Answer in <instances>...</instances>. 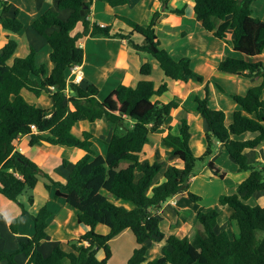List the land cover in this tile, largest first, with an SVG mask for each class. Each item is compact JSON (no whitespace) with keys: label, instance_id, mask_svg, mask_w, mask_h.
<instances>
[{"label":"trees","instance_id":"obj_1","mask_svg":"<svg viewBox=\"0 0 264 264\" xmlns=\"http://www.w3.org/2000/svg\"><path fill=\"white\" fill-rule=\"evenodd\" d=\"M93 1L59 0L56 7L48 8L32 22L31 28L51 49L50 74L44 64L38 65L37 52L32 46L26 56H15L19 39L7 37L0 50V196L16 204L21 216L29 217L34 224V235L23 237L18 235L19 217L11 221L9 229L17 236L19 248L0 247V263L20 264L17 258L23 255L26 264H108L112 258L110 242L130 231L136 248L126 264H264V206L245 204L254 194L264 191V163H250L248 155L264 145V63L257 60L264 54V20L255 15L256 0H192L196 19L213 38L228 43L227 33L233 32L228 43L233 54L219 63L218 71L261 83L243 96L232 95L238 109L228 122L223 110L210 106V82H207L204 97H194V109L207 126L204 154L196 157L191 150L192 133L187 115L162 137L163 145L180 161L181 168L163 167L159 161L152 163L145 158L150 136L158 133L180 107L176 99L162 101L170 92L169 84L150 79V63L142 65V79L136 86L119 85L103 100L98 97L100 91L96 85L82 87L71 81L70 71L84 62L83 40L107 36L126 40L133 50L151 56L168 81L204 84V76L192 69L189 57L176 60L161 46L156 31L160 13L156 12L146 25L117 17L130 28L127 34L115 31L111 25L102 27L92 23L89 16ZM102 1L111 7L130 2ZM65 10L71 11L67 19L59 13ZM83 11H87L85 16ZM183 11L170 9L174 14ZM0 23L13 34H20L25 28L20 11L12 10L11 4L3 0H0ZM24 91L37 98L47 95L52 107L47 110L30 104L22 94ZM183 111L188 113L185 108ZM98 121L111 124L106 156L95 151L92 132L83 131L80 136L74 133L78 123ZM24 136H30L31 147L47 143L80 149L85 156L76 163L65 184L56 182L17 149L16 141ZM217 145L227 150L238 172L248 173L238 186V194L219 198L221 205L232 209L229 220L237 224L239 235L231 239L226 230L219 231L220 213L211 210L198 213L202 228L191 237L175 234L167 237L155 211L183 192H187L191 202L202 200L190 191V182L196 177L197 164L212 158ZM67 164L64 160L63 166ZM209 169L221 179L226 177L227 171L214 162H209ZM161 173L162 182L156 183ZM41 177L46 180L45 190L58 188L55 198L74 209L78 224L89 229L80 238L68 241V249L57 246L48 256H44L41 246L48 237L53 212L46 204L33 215L19 201L24 193L35 191ZM112 198L130 202L134 208L119 206ZM28 202L33 207V194ZM98 226L106 227L108 233H98ZM150 241L166 242L163 256L151 261L147 258Z\"/></svg>","mask_w":264,"mask_h":264},{"label":"crops","instance_id":"obj_2","mask_svg":"<svg viewBox=\"0 0 264 264\" xmlns=\"http://www.w3.org/2000/svg\"><path fill=\"white\" fill-rule=\"evenodd\" d=\"M3 1L10 3L12 6V10L18 9L20 11V19L24 23H26L25 24V28H26L27 25L32 24V22L38 16L43 14L48 8L56 7L59 0H40V2L34 0H26V2L30 5L29 11L32 15V20L29 22L24 21L25 20L24 15L27 13L28 10L24 12L25 9L22 8L19 0H13V2H11V0H3ZM263 2L261 0H256V4H259V6L263 7L262 8L263 14H258L257 11H254L255 15L262 20H264ZM28 4H25L26 8H29ZM170 9H174V10L183 9L184 11L183 13L174 14L170 12ZM156 12L160 13V18L157 21L156 31L157 34L158 33L162 34V39L158 34L161 42V46L168 51H172L173 55L178 58L188 57L189 55L188 53H191L190 59H191L192 69L198 74L204 76L206 80L204 84H198L193 81L189 83L182 82L181 85L186 86L185 89L187 90V95L188 96L191 95L190 98L192 97L193 100L195 96H199L203 98L204 88L206 87L207 82H210V86H209L210 106L215 110H223L227 115L228 122H230L232 113L238 109L237 104L231 98L232 95L243 96L247 93V91L250 88L259 85L261 82L260 80L244 79L218 71L219 63L227 56L233 54V50L228 44L233 39V32L229 31L227 33L226 41L228 43H226L223 40H218L213 38L211 34L207 33L204 29H202L200 22H198V20L196 19L194 13V4L192 0H130V2L127 5L119 6V7H111L109 4H107L102 0H94L91 6L89 20L92 23H96L102 27L111 25L113 26V29L115 31L122 30L124 31V33L128 34L131 31L130 28L127 27L123 22L119 21L117 17H125L131 19L132 21L138 24L146 25L150 22L152 16ZM59 13L63 19H67L69 18L71 11L65 10V11H60ZM170 15L178 17V19H180L182 23L179 22L178 20H176L174 23H169ZM0 29H1L0 41L3 39L2 47L0 48V50L6 44L7 37H14L16 39H19V43H20L19 48L17 53L15 54V56H19L18 52L23 47L22 45H24L23 44L24 36L21 37L22 33L13 34L9 31L4 30L2 28V25H0ZM52 31L53 29L50 30V32ZM34 34L32 33L29 35L31 39H29V37L27 36L28 46H32L31 41L36 42V44L49 46L47 41L43 37L39 36L37 33H36L37 35ZM198 34L201 36L198 37ZM38 38L41 39L43 38L45 41H42ZM135 39L138 41V39L141 40L142 38L140 37L137 38L136 36ZM174 44L177 45L178 47L177 50L173 48ZM81 45L84 49V62L82 65H80V71L83 74V80H82L83 83L81 82V84L83 85L81 84L80 85L82 87H86L87 84L96 85L100 90L99 96L103 90L106 91V95L108 96L119 85H126L129 87L136 86L137 83L142 79V76L140 75V69L144 63H150L152 65V75L150 79L157 82H167L169 84V89H170V81H168L164 73H163V77L155 78L153 76L154 65H156L153 61L154 59L153 58L150 59L148 57L149 56L148 54H143L133 50L128 45L126 40H122L120 38H109L107 36H97L94 38L92 37L86 38L81 42ZM218 46H220V48ZM48 49L49 50L45 56L48 58L46 59L49 65V69L47 70V72L48 74H50L53 69V64L50 60L51 49L50 47ZM24 50H26L25 47ZM28 52L29 51L24 52L23 57L26 56ZM36 52L38 59L39 57L38 48L36 49ZM262 59L264 60V54L261 58L257 60L263 61ZM69 79L72 81L70 77ZM219 86L223 89V91L220 90ZM24 92L22 93L23 95ZM168 94H170V92ZM43 97L44 95H42L38 99ZM47 98H48L47 100L50 101L51 104L49 106L47 105L48 107H43V108L49 110L52 107V101L48 96ZM99 99L103 100L104 98L103 99L99 98ZM175 99L180 104V107L178 108L179 110H183L184 108L188 110V108L185 107L187 105L186 103L187 101L186 98H184V96H177L175 97ZM163 102L166 101L163 100ZM193 108H195V105L193 106ZM191 111L193 110L192 109L188 110V113L186 114L187 118ZM171 117L174 118L173 115H171ZM170 118L168 119L167 123H165L166 125L164 124V126L158 133L153 134V135H157L156 139H158V143H157L159 144L158 146L163 144L162 137L168 133L169 128L176 127V125L180 123V120H176V119H173L171 121L172 123H170ZM82 123L83 122L78 123L77 126H80ZM85 131H90V130H85ZM206 131H207V126L205 125L204 136ZM74 133H75V129H74ZM110 137L103 144L104 148L102 154L99 155L106 156L108 151L107 142L110 140ZM248 137H252V136H248ZM93 142L95 146L96 145L95 139H93ZM16 146L17 149L22 154H25L26 156L31 158V156L29 155L31 149L30 136H24L18 139L16 141ZM35 147L39 150L38 154L42 152L46 156L44 157L43 160H38L36 156L35 159L32 160L34 162L36 161L35 163H37L38 166L43 170L45 168L48 172L45 170L44 171L49 173V175L52 177L54 181L63 184H65L68 181L70 174L73 171L76 163L83 156H85V152L77 148L53 146L47 143H42L41 145H36ZM162 147L163 149L161 151L160 156L159 155L153 156L154 154L152 153L150 154V156H153V158L150 159L146 158V159L152 163L156 161L154 160L155 158H157V161H160L161 159H163L162 161H164V158L166 156L168 157V155L170 154L168 153L169 149L166 146H162ZM204 147L206 150V143ZM224 149L225 148L221 145H217L216 147L218 153ZM248 155L250 158V163L255 161L264 163V145L249 152ZM67 157L71 158L72 163L70 165L68 163L66 167L61 168L62 171H58V172L56 171L55 173L57 174V177L50 174L51 173L50 169L53 168L54 165H56V162H53L52 159L59 158L61 159V163L63 164V161L67 159ZM44 160H46L45 164H44ZM247 177L248 174L247 176H243L241 181L243 182ZM61 178H66V180L63 181ZM57 189L58 188L53 187L52 190L49 192L52 198L49 199L47 205L49 206L50 210L53 212V216L49 221L48 237L42 242V246H41V250L44 256H48L57 246H61L64 249H68V246L66 245L68 241L80 238L89 230L86 226L79 225L78 223H77V228L75 229L69 228L68 214L71 213L73 214L72 210L74 209L67 206L62 200H58L55 198V192L57 191ZM180 194H178L176 197L173 198V202L167 204L162 209L168 208L171 210L170 213L172 214V220L171 219L170 220L173 221V223L175 224L174 226L177 229V231L181 232V234L174 233L175 235H178L179 237H191L192 236L191 233L184 234L185 218L181 215V212L185 210L184 208H180L179 202L176 201V199L180 197ZM254 196H257L259 201L264 203V191L258 192L254 194ZM0 200L3 202L5 201L10 202L3 196H0ZM186 205L189 207L188 203H186ZM15 206L17 205L15 204ZM17 208L18 209H16L15 213L11 216L12 219L8 220V222L12 221L14 218L19 217L18 235L19 236L22 235L23 237H32L34 235L33 221L29 217L21 216V210L19 209L18 206ZM176 208L178 209L177 211L180 212H177ZM39 210H37V212ZM29 212L32 213L33 215L37 214V212L35 213H33L32 211ZM155 212L157 213V211ZM232 213L233 211L228 212V216L225 217L224 220L219 219L218 222L219 231L227 230V228L233 229L232 222L229 220ZM2 214L3 213L0 211V216H2ZM99 227L100 226H98L96 229L97 232ZM102 227L105 228V232L101 234H107L108 229L104 226ZM169 229L171 230V227ZM165 233L167 237L172 235L169 230L168 232ZM129 234H131L130 231H125L124 233H122V235H120L116 239V241L120 239L123 240L124 242L127 241L129 238L127 235ZM132 240H135L134 237ZM14 244H15L14 250H17L18 245L16 243ZM133 244H132L133 248H131L130 250H128V252H126V255L121 259L120 262H118V264H126L128 262V260L130 259V257L134 252V249L136 248V244L134 243V241ZM162 256H163V252H162ZM17 259L20 264L27 263V258H25L23 255H19ZM111 260H113V252H112Z\"/></svg>","mask_w":264,"mask_h":264},{"label":"rangeland","instance_id":"obj_3","mask_svg":"<svg viewBox=\"0 0 264 264\" xmlns=\"http://www.w3.org/2000/svg\"><path fill=\"white\" fill-rule=\"evenodd\" d=\"M34 1L40 2V0H34ZM261 1L263 2V0H261ZM11 2H13V0H11ZM19 2L21 4L22 8L25 9L24 12L28 10L27 13L24 15V19H25L24 21L25 22L31 21L32 15L29 11L30 5L26 2V0H19ZM25 4H28L29 8H26ZM263 4H264V2H263ZM262 8L263 7L259 6V4H255L253 7L254 11H257L258 14H263ZM176 20L181 22V20L178 19V17L170 15V22L169 23H174ZM24 24H26V23H24ZM0 25H1V23H0ZM0 33H1V29H0ZM32 33L33 34L35 33L34 35H37L36 32L31 28V24H29L26 26V28L22 32L21 37L24 36V42H23L24 45H22L23 47L19 50V52H18L19 56L18 57H23V53L26 51H29V46L27 44V36L29 37V39H31V37L29 35ZM158 34L162 39V34L161 33H158ZM200 36L201 35L198 34V37H200ZM38 39L45 41L43 38L42 39L38 38ZM2 40L0 41V48L2 47ZM138 41H141V40L138 39ZM6 42H7V40H6ZM31 45L35 49L38 48V51H39V57L37 59L38 65L44 64L46 66V69L48 70L49 65H48V62L46 60L48 58L45 55L47 54V52L49 50L48 49L49 46L36 44V42H32V41H31ZM175 45L176 44H174L173 48L177 50L178 47H177V45L176 46ZM217 45H219V44H217ZM24 47L26 50H24ZM218 47L220 48V46H218ZM168 52L176 60L180 59L178 57H175L173 55L172 51H168ZM188 54H189L188 57L191 58L190 57L191 53H188ZM148 57L150 59L152 58L151 56H148ZM153 61L156 64V65H154L153 76L155 78L163 77V72L161 71L159 64L155 60H153ZM263 63H264V60H263ZM70 75H71V72H70ZM81 82H80V84H81ZM181 84H182V82L170 81V94L165 95L163 97L162 101L164 100L166 102H169V101L175 99V97H177V96H184V98H186L187 105L185 107H187L188 110H191V109L193 110L188 115V120H189V123L191 126V133H192V139L190 142V146H191V150H192L193 154L196 157H200L205 152L204 128H205L206 124L204 122V119L201 117V115L193 108L195 103H194V100L192 99V97L190 98L191 95H189V96L187 95V90L185 89L186 86H182ZM81 85H83V84H81ZM23 96L25 97V99L30 104L38 106L40 108L48 107L51 104V102L47 100L48 98L45 95L43 98L38 99L33 94L26 91V92H24ZM106 96H107L106 91L103 90L101 92L99 98L103 99ZM263 99H264V96H263ZM172 115L174 118H172V117L170 118V123H172L171 121L173 119L180 120V118L182 116H186L184 111L179 110V109L177 111H174ZM177 126H178V124L176 125V127ZM110 127H111V124H109L105 121H98L94 124H91L88 122H83L80 126H77L75 128V134L81 135L83 130L84 131L90 130V132L93 133L94 139L96 141V145L94 146V148L98 154H102V151L104 148L103 144L112 135V129ZM156 137H157V135L150 136V142L147 144V146L145 148V154H146L145 158L150 159V158H153V156H155V155L160 156L161 151L163 149L162 146H164V145L161 144L160 146H158L159 145V144H157L158 139H156ZM38 153H39V150L36 147H31L30 152H29L31 159L34 160L35 156H36L38 160H43L46 155L43 154L42 152H40V154H38ZM152 153L154 155L150 156V154H152ZM68 156H71V155H68ZM65 160L69 163V165L72 163V160L70 157H67V159H65ZM154 160L157 161V158H155ZM162 160L163 159H161L159 162L163 165V167H167L168 165H174V166H177L179 168L182 167L180 161L172 155H168V157L166 156L164 158V161H162ZM52 161L56 162V165H54L53 168L50 169L51 170L50 174L57 177V174L55 172L56 171L57 172L62 171L61 168L65 167V166H63V164L61 163V159H59V158H53ZM45 162H46V160H44V164H45ZM209 162H214L215 164L220 166L222 169L226 170L227 171L226 177L224 179H221L220 176L214 174L209 169ZM252 163H254V162H252ZM44 170L47 171L45 168H44ZM195 173H196L195 179L193 178L192 181L190 182V191L193 192L194 194H197L198 196H200L202 198V200L200 202H197V203L191 202L189 197H188L187 192L181 193L180 197L176 199V201L179 202V204H180V208H184V210H185V211L181 212V215L185 218L184 234H188V233L194 234L197 229L202 228L200 223L198 222V219H197L199 212L207 213L211 210H216L220 213V219L224 220L225 217L228 216V212H232V209L229 206L221 205L219 203V198L223 195L231 196V195L238 194V186L242 182L241 180H242L243 176H247V174H248V173L238 172L237 164L230 158L228 152H226L225 149L219 153L215 149L212 158H210L208 161H205L204 163L200 162L197 164V168H196ZM61 179L63 181L66 180V178H61ZM162 179H163V173H161V175H159V177L156 179V183L162 182ZM44 183H45V180L42 179V177L39 178V182H38V185H37L35 191H33L31 193L26 192L19 199V201L22 204H24L25 206H27V209L29 211H32L33 213L37 212V210H39L41 207L48 204L49 199L52 198L51 194L45 190ZM31 194H33V196H34L33 207H30L29 202H28L29 196ZM178 199H180V200H178ZM111 200L114 203H116L117 205L120 204L119 206H123L127 209L128 208H131V209L134 208V205L130 202L118 200L115 198H112ZM171 202H173V199H170L164 206H166L167 204H170ZM186 203L189 204V207L186 205ZM245 204H247L248 206H251V207H254L256 205L264 206V203L259 201L257 196H253L249 201L245 202ZM16 209H18L17 206H15V204H13L12 202H6V201L3 202L0 200V211L3 213L2 216H0V247L3 249H6V250H14V245H15L14 243H16L18 245V248H19V241L17 240L18 239L17 236L12 234L10 229H9V225H10L11 221L8 222V220L12 219L11 216L15 213ZM177 210L178 209L176 208V211ZM72 211H73V214L72 213L68 214V217H69L68 225H69V228L75 229V228H77V223H78L77 222V215H76V212L74 210H72ZM156 211H157V214L159 215V218L161 220L160 225H161V229L163 232H168V230H169L171 234H174V233L175 234H181V232L177 231V229L175 228V226H174L175 224L173 223V221H171L172 220V214L170 213L171 212L170 209L164 208V209H160V210H156ZM177 212H180V211H177ZM232 225H233V229L227 228V230H226V232L228 233V235L231 239H233L234 237H237L239 235V229H238L237 224L235 222H232ZM170 227H171V230L169 229ZM99 232H100V234L104 233L105 228L100 226L98 229V233ZM127 236L129 238L125 242L121 239L116 241L117 238L110 242L111 249L113 252V260H111L109 264H118V262H120L121 259L126 255V252H128V250L133 248V246H134L133 241L136 244V240H132L134 237L132 233L127 235ZM180 236H183V235H180ZM134 239H135V237H134ZM132 244H133V246H132ZM122 247H123V250H122ZM164 247H166L165 241H161V242L150 241L149 245H148L147 258L150 261L157 259V258H160L162 256V252H163ZM0 264H6V263L3 262Z\"/></svg>","mask_w":264,"mask_h":264},{"label":"built area","instance_id":"obj_4","mask_svg":"<svg viewBox=\"0 0 264 264\" xmlns=\"http://www.w3.org/2000/svg\"><path fill=\"white\" fill-rule=\"evenodd\" d=\"M71 75L70 78L73 82L80 84V82L83 80V74L80 71V66L76 65L71 68Z\"/></svg>","mask_w":264,"mask_h":264},{"label":"water","instance_id":"obj_5","mask_svg":"<svg viewBox=\"0 0 264 264\" xmlns=\"http://www.w3.org/2000/svg\"><path fill=\"white\" fill-rule=\"evenodd\" d=\"M87 14V11L82 12V16H85Z\"/></svg>","mask_w":264,"mask_h":264}]
</instances>
